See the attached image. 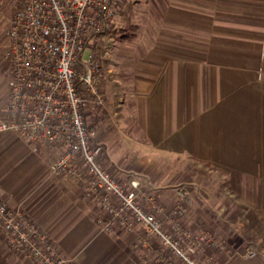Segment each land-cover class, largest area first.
<instances>
[{
    "label": "crops",
    "instance_id": "obj_1",
    "mask_svg": "<svg viewBox=\"0 0 264 264\" xmlns=\"http://www.w3.org/2000/svg\"><path fill=\"white\" fill-rule=\"evenodd\" d=\"M99 37L105 103L85 114L104 164L122 185L137 182L154 197L161 219L186 189L184 226L218 234L234 253L221 264H264V0H125ZM51 158L0 134V199L77 264H159L158 241L135 248L141 228L102 231L98 204L79 179L53 176ZM0 264H30L1 232Z\"/></svg>",
    "mask_w": 264,
    "mask_h": 264
},
{
    "label": "built area",
    "instance_id": "obj_2",
    "mask_svg": "<svg viewBox=\"0 0 264 264\" xmlns=\"http://www.w3.org/2000/svg\"><path fill=\"white\" fill-rule=\"evenodd\" d=\"M125 0H23L6 29L9 62L7 105L0 134L10 133L35 151L52 155L55 177L79 179L82 194L101 213L97 226L106 233L136 232V248L151 250L158 241L159 264H221L234 253L213 231L184 226L191 197L178 191L173 210L162 211L139 183L122 185L103 162V147L88 126L89 104L103 106L105 72L90 42L110 32ZM91 49V48H90ZM148 204L146 208L144 203ZM0 232L9 249L30 264H76L54 245L22 208L0 199ZM248 249L245 256L252 257Z\"/></svg>",
    "mask_w": 264,
    "mask_h": 264
},
{
    "label": "rangeland",
    "instance_id": "obj_3",
    "mask_svg": "<svg viewBox=\"0 0 264 264\" xmlns=\"http://www.w3.org/2000/svg\"><path fill=\"white\" fill-rule=\"evenodd\" d=\"M23 0H14L12 2H8L7 0H3L0 2V11L3 13V15H0V59L5 60V51H6V38H5V33H6V29L8 27V23L12 17V15L14 14L15 10H16V6ZM107 34V33H106ZM103 36V35H102ZM100 38V37H99ZM98 40L97 38L93 39L90 44L89 47L86 51H85V57H87V55L89 54L90 50H93L94 53H96L100 64L101 61H103L102 59V52L100 53L101 50H99L98 47ZM109 42L107 41L106 44H108ZM6 61V60H5ZM136 248V247H135ZM137 249H141V248H137ZM160 250V252H162L163 248L161 247L158 248ZM65 254V253H64ZM76 262V261H75ZM77 264V263H76Z\"/></svg>",
    "mask_w": 264,
    "mask_h": 264
}]
</instances>
